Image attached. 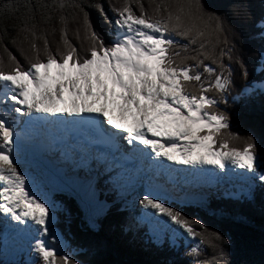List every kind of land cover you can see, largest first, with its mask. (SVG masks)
Wrapping results in <instances>:
<instances>
[{
	"label": "snow or ice",
	"instance_id": "1",
	"mask_svg": "<svg viewBox=\"0 0 264 264\" xmlns=\"http://www.w3.org/2000/svg\"><path fill=\"white\" fill-rule=\"evenodd\" d=\"M94 7L114 28V37L107 42L80 0H0V16L16 33L12 42L19 39L34 53L25 68L5 48L9 67L6 71L0 67V213L6 227L33 234L27 264L85 262L57 249V235L50 229L54 203L46 194L26 191L27 174L19 170L18 157L13 156L19 153L22 137L17 131V114L31 123L33 113H67L88 124L98 136L97 142L118 147L120 134L104 128L106 123L126 133L123 139L133 149H137L136 141L156 157L176 164L213 165L222 171L229 165L244 169L249 174L245 192L249 199H254L257 187L264 189V142H258L254 134L241 137L231 131L225 110L229 98L238 103L264 96V77L248 80L247 66L234 54L235 45L228 39L226 14L210 10L202 0H149L147 8L141 0H121L117 6L108 5L111 18L103 3ZM70 20L78 21L73 31L77 41L83 29L86 48L78 50L69 40ZM44 25L50 26V32ZM257 27L264 39V16ZM57 30L63 48L53 51L47 35ZM37 40L42 41L43 57ZM233 63L239 66L244 83L230 95L235 87ZM254 71L264 73V51ZM139 204L151 211L124 225L125 231L146 223L157 247L165 242L175 247L180 230L188 237L199 235L214 249V264H225L220 245L228 241L219 232L198 233L193 225L203 229V224L189 221L181 211L149 193ZM49 236L52 242H48ZM187 254L198 255V247Z\"/></svg>",
	"mask_w": 264,
	"mask_h": 264
},
{
	"label": "trees",
	"instance_id": "2",
	"mask_svg": "<svg viewBox=\"0 0 264 264\" xmlns=\"http://www.w3.org/2000/svg\"><path fill=\"white\" fill-rule=\"evenodd\" d=\"M89 13V18L94 27L105 35L106 42L112 39L113 26L105 23L94 5L103 3L105 12L111 16L108 5L117 6L121 0H80ZM147 8L149 0H141ZM204 5L217 13H225L230 29L228 39L235 45L234 54H238L248 69V80H260L264 73H257L254 69L258 66L259 55L264 51V39L261 38V29L257 27L258 21L264 16V0H202ZM135 10V5L132 6ZM246 9V11H245ZM53 26L58 28L55 21ZM78 26V21H69L68 38L78 50L87 47L84 41L83 29L80 32V41H77L73 31ZM50 32V26L44 25ZM111 30V32H110ZM6 33V35H5ZM11 23L0 16V67L6 71L9 67L8 49L20 64L27 68L28 61L34 53L27 43L19 39L13 43ZM50 48L55 51L59 46V31L47 35ZM183 43V41L181 40ZM43 57L42 41L37 40ZM195 47V46H192ZM183 54V53H182ZM190 55L192 53H189ZM226 59V58H225ZM189 64L193 61H188ZM205 63H209L205 61ZM234 69L233 80L235 87L230 95H235L244 83L239 75V66L232 64ZM231 131L243 137L254 134L258 142H264V96H257L250 100H241L233 103L229 98L228 107ZM101 190L106 187L101 186ZM214 190L209 192L206 205H174L170 206L181 211L189 221L197 220L204 225L201 229L193 225L196 231L219 232L228 243L221 244L225 253V264H264V189H255L254 199L239 197L235 199L223 198ZM111 202V207L101 216L95 218L92 225L85 219L83 211L72 197L59 194L55 201L59 202L60 211L56 214L57 228L64 241L67 243L66 251L75 255L85 264H214L211 257L214 249L207 240L201 241L200 236L194 237L198 241L199 254L189 256L187 253L192 247L184 246L179 242L177 247H170L168 243L157 247L151 243L144 229L125 231L123 226L129 223L126 212H122L113 198L107 194L102 198ZM0 264H26L15 261Z\"/></svg>",
	"mask_w": 264,
	"mask_h": 264
},
{
	"label": "rangeland",
	"instance_id": "3",
	"mask_svg": "<svg viewBox=\"0 0 264 264\" xmlns=\"http://www.w3.org/2000/svg\"><path fill=\"white\" fill-rule=\"evenodd\" d=\"M112 15L113 14L111 13L110 18L112 17ZM114 34H115V31L113 28V36H114ZM87 176H88L87 174L79 175L80 179H83ZM248 177H249V174L243 170V173L241 175L234 176V179H232L229 182L226 181L225 187L222 188L220 186V184L222 182L219 179L215 185L211 184V186H212L211 189L220 191V194L223 196V198L235 199V198H239V197H247L245 195V192H246V189L248 187ZM95 180L96 179H93L94 185L90 189H86L85 185H81V183L76 181V180L73 181L74 183H77L74 186V188L61 187V186L58 188L59 191H61L64 195L72 197L77 201L80 209L84 213L85 219L91 225H92V222L95 218H97L98 216H101L105 213V209H106V206L102 205L104 203V201L102 200L104 192H102L100 190L99 184L104 185L107 183L106 182L107 180H105L104 182H102L100 180H97V181H95ZM257 183H259V181H257ZM85 184H86V182H85ZM112 191H113V185H110V187L108 189V193H109L108 195L112 196L113 198H116L119 194H124V192H122L120 190H118L117 192H115L113 194H112ZM49 193H51V190H48V189L45 191L40 190V192H39V194L42 196L44 194H46L47 199L50 201V199L48 197ZM136 194H139V193H136ZM195 194H197L198 198L204 197L206 199L209 195V190H202L201 192L198 190L195 192ZM97 197H100V198L97 200ZM141 198H143V196H141ZM141 198H140V195L139 196L138 195L133 196V198L131 200L132 203H129V205L135 206L136 204H138V206H139L138 202ZM86 200H88V201H86ZM160 200H161V202L166 203V205H168V206L171 205L169 202H166L162 199H160ZM176 202L178 204H180V203H182V200L177 199ZM204 204L206 205V203H204ZM55 209H56V207H55ZM122 209H124V204H123L122 208H120V210H122ZM140 212L141 211H139V213ZM127 216H128L127 218H128L129 223H131L130 221L131 220L133 221V216H131L128 212H127ZM126 224H127V222H126ZM134 230L135 229H133L131 231H134ZM145 231H146V236H147L148 240L151 242L150 233L148 232L147 228H145ZM0 235H1V232H0ZM57 238L59 241L58 243H56L57 249L65 248L67 246V243H62L58 236H57ZM47 240L49 242H52L51 236H49L47 238ZM177 240H180V242H182V243H184V242L190 243L191 241H193L192 237H188L186 234L183 233V230H180V234L175 238V246H177ZM33 243H34V239H33ZM33 243H31L26 248H19V247L17 248L18 252H23V254H24L20 258L17 256H13V255H12V257H10L9 255H5L4 249L0 247V260L4 263L15 262V261L17 262L19 260L21 262H26V264H27V262L32 257V252H31L30 246ZM53 243H55V242H53ZM168 246H169V244H168ZM192 247H195V246L192 245ZM64 251H65V249H64ZM26 253H29L28 256H26Z\"/></svg>",
	"mask_w": 264,
	"mask_h": 264
},
{
	"label": "bare ground",
	"instance_id": "4",
	"mask_svg": "<svg viewBox=\"0 0 264 264\" xmlns=\"http://www.w3.org/2000/svg\"><path fill=\"white\" fill-rule=\"evenodd\" d=\"M40 114H45V113H40ZM104 126H105V128H107V125L104 124ZM124 146L127 147L125 144H124ZM23 162H24L23 160H21V161L18 160L17 161V165H18L19 170L22 171L23 173H26L27 177H28V174L30 173V174H34V176H36L37 179L40 180V181L37 180V182H35V190H36L37 194H39L40 190L42 189V185L40 184V182L49 185V188H50L51 191H55V189L57 190L60 186L61 187H65L66 186L64 181H62L61 183L55 182L52 174L48 173L47 171H43L42 170V171L39 172L38 171L39 168L36 167L35 165L30 164V163L29 164H24ZM102 169H103V166L93 165L92 168L90 169V174H91L90 175V179L91 180H93V179L100 180L102 175H103ZM56 175H58V174H56ZM28 180H29V182H31V179H28ZM64 180H65V178H64ZM70 181L73 182L74 180H70ZM83 183H85V182H82V184ZM73 184L75 186L77 183L73 182ZM145 193H149L152 197H157L159 199L164 200V198H160L163 195H161V193L155 188V186L153 184H147L146 189H145ZM158 196H160V197H158ZM86 201H88V200H86ZM104 203H109V202L104 201ZM145 211H150V209L145 210V209L142 208V212L138 213V215H136V217L137 218L141 217V215H143V213ZM130 222H133V221L131 220ZM140 230H142V229H140ZM31 236L33 237V234Z\"/></svg>",
	"mask_w": 264,
	"mask_h": 264
}]
</instances>
